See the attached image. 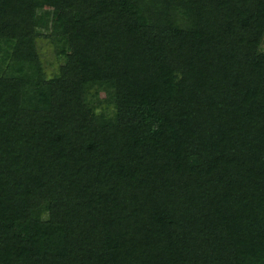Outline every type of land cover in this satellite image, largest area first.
<instances>
[{
  "label": "trees",
  "instance_id": "trees-1",
  "mask_svg": "<svg viewBox=\"0 0 264 264\" xmlns=\"http://www.w3.org/2000/svg\"><path fill=\"white\" fill-rule=\"evenodd\" d=\"M263 37L264 0H0V264H264Z\"/></svg>",
  "mask_w": 264,
  "mask_h": 264
},
{
  "label": "rangeland",
  "instance_id": "rangeland-1",
  "mask_svg": "<svg viewBox=\"0 0 264 264\" xmlns=\"http://www.w3.org/2000/svg\"><path fill=\"white\" fill-rule=\"evenodd\" d=\"M41 13L37 21V28L42 32V30L46 31L45 28L48 26L46 20L48 21L49 19L47 13L50 12L48 9H44ZM37 49L46 76L51 77L55 69L64 62L62 55L68 51L67 39L64 37H59L54 40L39 38L37 40ZM260 50L264 51V37L260 45Z\"/></svg>",
  "mask_w": 264,
  "mask_h": 264
}]
</instances>
